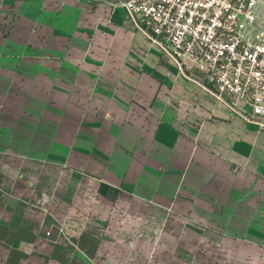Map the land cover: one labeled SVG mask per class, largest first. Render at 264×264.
I'll use <instances>...</instances> for the list:
<instances>
[{"label": "crops", "instance_id": "crops-1", "mask_svg": "<svg viewBox=\"0 0 264 264\" xmlns=\"http://www.w3.org/2000/svg\"><path fill=\"white\" fill-rule=\"evenodd\" d=\"M118 1L0 0L10 250L45 235L22 201L49 183L64 205L117 196L264 247V131L180 74Z\"/></svg>", "mask_w": 264, "mask_h": 264}, {"label": "rangeland", "instance_id": "rangeland-1", "mask_svg": "<svg viewBox=\"0 0 264 264\" xmlns=\"http://www.w3.org/2000/svg\"><path fill=\"white\" fill-rule=\"evenodd\" d=\"M259 12L264 18V0ZM53 189L49 183L22 201L34 219L43 218L39 228L49 235L21 255L10 250L1 227L0 264H264V247L221 232L217 222L192 225L170 210L121 205L103 194L64 205Z\"/></svg>", "mask_w": 264, "mask_h": 264}, {"label": "built area", "instance_id": "built-area-1", "mask_svg": "<svg viewBox=\"0 0 264 264\" xmlns=\"http://www.w3.org/2000/svg\"><path fill=\"white\" fill-rule=\"evenodd\" d=\"M262 2L119 0L117 5L180 74L264 131Z\"/></svg>", "mask_w": 264, "mask_h": 264}]
</instances>
